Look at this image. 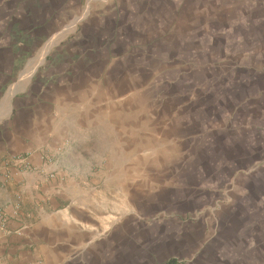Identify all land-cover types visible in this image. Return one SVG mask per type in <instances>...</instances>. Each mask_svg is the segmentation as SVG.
I'll list each match as a JSON object with an SVG mask.
<instances>
[{
    "label": "crops",
    "instance_id": "1",
    "mask_svg": "<svg viewBox=\"0 0 264 264\" xmlns=\"http://www.w3.org/2000/svg\"><path fill=\"white\" fill-rule=\"evenodd\" d=\"M1 213L0 264H264V0H0Z\"/></svg>",
    "mask_w": 264,
    "mask_h": 264
},
{
    "label": "rangeland",
    "instance_id": "2",
    "mask_svg": "<svg viewBox=\"0 0 264 264\" xmlns=\"http://www.w3.org/2000/svg\"><path fill=\"white\" fill-rule=\"evenodd\" d=\"M87 17H88V11L83 16H78L77 18H71V19L69 18L65 25H59L58 27H56L54 33L47 35L48 36L47 40L42 43L43 47L46 46L53 37L58 38L56 43L49 50V55L51 57H55V56L62 54V51H63L65 45L72 43L73 39H78L80 36L84 35V31H85L84 27H85V21H87ZM74 23H76L75 27L72 28V30L67 32L65 35H63V33L67 29H70V27ZM40 50H41V48H39V51ZM36 57H37V55H36ZM47 58L48 57L45 58L44 62H42L41 64L38 65L36 72H34V74H35L34 77H32V78L30 77V79L22 80V81H21V77H22L21 75L20 76L17 75L15 77L14 81L11 83V87H13L14 85H19V86L17 88L18 89L17 93H16L17 95L14 96V99L18 98V99L23 100L24 97H26L30 93L29 91H31L33 88H36V86L34 87V84L36 83L35 81L37 80V77H39V74L42 72L43 67H45V63L47 61ZM27 66L28 65L25 66V69ZM214 69H215V66L211 65L210 69L208 70V73ZM203 79L204 78H199V80H201L200 81L201 83L198 82L199 83L198 86H197V84L193 85L191 88L193 90H190V92H195V97H199L201 94H204L205 91H207L206 85L208 84V82L206 80H203ZM11 101H10V103H11ZM184 111H185V109H184ZM184 114H185V112H184ZM185 117L186 116H183V118H185ZM237 190H239L238 177L235 175L234 176L232 175L231 178H229V180L228 179L223 180V185L220 187L219 193L214 198V202H212L211 205H213L214 208L220 206V209L218 211H222V207L230 199L229 193L232 194L233 192H238Z\"/></svg>",
    "mask_w": 264,
    "mask_h": 264
},
{
    "label": "built area",
    "instance_id": "3",
    "mask_svg": "<svg viewBox=\"0 0 264 264\" xmlns=\"http://www.w3.org/2000/svg\"><path fill=\"white\" fill-rule=\"evenodd\" d=\"M53 157L50 151L45 150L43 154V167L37 171L29 161H27V158L24 156L16 157L14 159V162L17 166L21 167L23 170L28 172H38L42 176H46L48 179L55 178V174L50 171V166L52 164ZM6 226V217L3 213L0 214V228H4Z\"/></svg>",
    "mask_w": 264,
    "mask_h": 264
},
{
    "label": "bare ground",
    "instance_id": "4",
    "mask_svg": "<svg viewBox=\"0 0 264 264\" xmlns=\"http://www.w3.org/2000/svg\"><path fill=\"white\" fill-rule=\"evenodd\" d=\"M42 56H43V54H42ZM42 59V58H41ZM34 61V60H33ZM38 61V60H37ZM42 61H44V60H42ZM42 61H40V62H42ZM31 63V62H30ZM38 63V62H37ZM31 71H32V69H31ZM25 77V76H24ZM29 78V77H28ZM27 79V78H26ZM24 80V79H23ZM20 84V83H19ZM17 87V86H16ZM16 90V89H15ZM13 92V91H12ZM12 94H14V93H12ZM12 97H13V95H12ZM10 98V97H9Z\"/></svg>",
    "mask_w": 264,
    "mask_h": 264
},
{
    "label": "trees",
    "instance_id": "5",
    "mask_svg": "<svg viewBox=\"0 0 264 264\" xmlns=\"http://www.w3.org/2000/svg\"><path fill=\"white\" fill-rule=\"evenodd\" d=\"M167 264H175L173 260H170Z\"/></svg>",
    "mask_w": 264,
    "mask_h": 264
}]
</instances>
